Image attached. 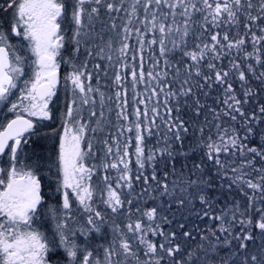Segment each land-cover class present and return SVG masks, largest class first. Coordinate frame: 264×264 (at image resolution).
Instances as JSON below:
<instances>
[{"label":"snow or ice","instance_id":"6c2138e0","mask_svg":"<svg viewBox=\"0 0 264 264\" xmlns=\"http://www.w3.org/2000/svg\"><path fill=\"white\" fill-rule=\"evenodd\" d=\"M0 264H264V0H0Z\"/></svg>","mask_w":264,"mask_h":264}]
</instances>
